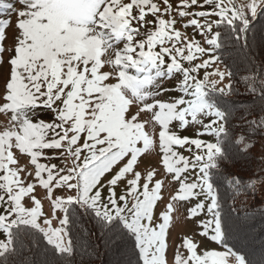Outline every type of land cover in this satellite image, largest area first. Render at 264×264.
I'll return each instance as SVG.
<instances>
[{
    "label": "snow or ice",
    "instance_id": "1",
    "mask_svg": "<svg viewBox=\"0 0 264 264\" xmlns=\"http://www.w3.org/2000/svg\"><path fill=\"white\" fill-rule=\"evenodd\" d=\"M229 48L256 64L242 83L261 76L264 0H0V264H36L33 246L41 264H74L81 240L90 258L103 246L102 264H264V229L258 245L237 238L224 211L264 182L228 167L229 97L264 111V79L240 93L212 67ZM248 123L256 135L264 117ZM177 202L194 225L179 238Z\"/></svg>",
    "mask_w": 264,
    "mask_h": 264
},
{
    "label": "trees",
    "instance_id": "2",
    "mask_svg": "<svg viewBox=\"0 0 264 264\" xmlns=\"http://www.w3.org/2000/svg\"><path fill=\"white\" fill-rule=\"evenodd\" d=\"M257 29L260 25L257 24ZM251 37V33L249 34ZM216 55L220 57V65L223 68L227 67L233 73V89L240 93H245L246 87L252 85L257 89L261 88L262 85L260 81L264 79V65H261V76L257 79H249L246 83H242V76H249L251 72L255 71L256 64L252 65L249 71H244V66L241 61V56L243 55V50L238 52L229 48L227 50H218ZM250 55H255L259 57L260 52L258 48H253ZM258 62V61H257ZM233 104V113L229 119L230 125V135L225 141V150L230 160L233 161L230 167L231 171L239 172L240 175L247 176L249 174H258L264 176V128L256 129V135H249V128L251 125L248 123L252 120H259L264 117V111H261V104L258 99L249 95H232L229 97ZM256 99V102L249 103L250 101ZM243 137L240 144H235L234 141ZM246 143H251L253 147L248 153H242L239 151L240 148ZM223 166V160H221ZM223 192V189H222ZM225 207L224 211H232L233 217L236 223V235L237 238H242L248 236V238L256 237L255 243L258 245L260 243V233L264 229V219L254 210L257 208L264 207L261 204V200L264 199L262 195L258 194L253 199L251 196L245 197L243 195L235 198L236 210H233L230 205L232 200L225 195ZM246 213L249 214L251 218L245 219ZM246 225H254L252 228H247ZM89 240L95 243V238L89 237ZM27 243V241H25ZM81 247L77 249V255L75 256L74 264H102V261H107L110 258L109 253H103L104 249L101 246L97 250V255L94 258H90L89 253L92 251L90 248H85L83 246V240L80 241ZM25 255H31L36 261V264H41L43 259V253L40 247L32 248L31 252L25 251ZM126 258V257H125Z\"/></svg>",
    "mask_w": 264,
    "mask_h": 264
},
{
    "label": "rangeland",
    "instance_id": "3",
    "mask_svg": "<svg viewBox=\"0 0 264 264\" xmlns=\"http://www.w3.org/2000/svg\"><path fill=\"white\" fill-rule=\"evenodd\" d=\"M13 2H15V0H13ZM236 3H239L240 0H235ZM16 8H20L21 5L16 3L15 4ZM4 18H7L6 16ZM11 20L13 21V23L16 20V16L15 14H13L11 16ZM11 34H12V29H9L8 35H9V39L8 41H6L5 46H7V44L11 43ZM220 67L221 69H223V66L220 65V63L218 65H213L212 67ZM212 67H210L208 69V71L212 70ZM204 70H201V75L203 74ZM216 77H209V80H215ZM227 82V80H225V83ZM0 84H2V80H0ZM162 86L165 88L168 87H172V83L170 81L164 80L162 82ZM217 87H219V85H217ZM7 120V117L0 115V124L5 123ZM18 155V154H17ZM19 161H20V166L27 168L28 170H31V165L28 162L27 157H18ZM157 160L156 154L154 151H149L148 153L145 154L144 156V164L141 165V168H151L152 165H155ZM15 166V165H13ZM25 175V173H21V176L23 177ZM160 179H165L163 175L157 177ZM257 189H258V194L261 195L260 193V189H264V182H262L261 184L257 185ZM174 190V185L170 182V180L165 179V183L163 185L162 188V196L164 200H167L170 196V194L173 192ZM162 206V205H161ZM177 207L180 208V211L183 213L182 215H177L174 213V218H173V235L177 238L182 237L184 234H191V229L194 227V225L191 224V222H189L187 220V214H186V209L181 207L180 202H177ZM45 208H47V205H45Z\"/></svg>",
    "mask_w": 264,
    "mask_h": 264
}]
</instances>
